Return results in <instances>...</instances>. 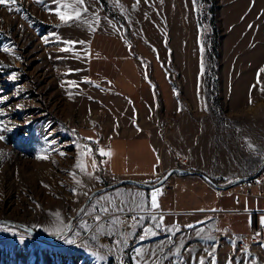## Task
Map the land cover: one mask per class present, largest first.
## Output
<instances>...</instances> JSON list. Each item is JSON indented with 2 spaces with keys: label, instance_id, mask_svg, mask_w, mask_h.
<instances>
[{
  "label": "rangeland",
  "instance_id": "374dc122",
  "mask_svg": "<svg viewBox=\"0 0 264 264\" xmlns=\"http://www.w3.org/2000/svg\"><path fill=\"white\" fill-rule=\"evenodd\" d=\"M107 1L121 21L98 0H84L88 11L67 22L48 10L57 7L52 0L0 5V219L58 235L92 191L113 184L107 172L94 176L77 167L84 168L85 155L95 152L96 144L84 138L88 130L106 137L115 131L103 126L107 118L98 110L107 108L103 65L111 90L126 94L136 107L143 98L142 111L133 110L136 118L154 115L158 104L147 130L163 140L198 135L206 143L219 142L223 157L231 144L243 173L264 163V0H182L181 16L178 0ZM117 38L123 45L111 40ZM92 43L97 59L90 74ZM182 126L190 133H182ZM90 206L67 236L52 242L0 224V264H173L164 247L155 253L141 246L162 212L147 211L141 225L133 215L146 212L105 215L95 209L90 216ZM126 214L132 220L124 225L120 217ZM112 219L116 230L97 239ZM115 242L120 250L112 258L101 247ZM127 242L133 255L125 250ZM177 264L196 263L190 257ZM203 264H230L228 247Z\"/></svg>",
  "mask_w": 264,
  "mask_h": 264
},
{
  "label": "crops",
  "instance_id": "0c3cea01",
  "mask_svg": "<svg viewBox=\"0 0 264 264\" xmlns=\"http://www.w3.org/2000/svg\"><path fill=\"white\" fill-rule=\"evenodd\" d=\"M111 40L122 45L124 42L122 40L120 42L118 38ZM95 47L97 45L92 43L88 63L90 74L92 64L97 59L93 58ZM108 61L110 62L109 57ZM104 68L103 65L100 72L105 83L101 97L104 104L107 103V108L98 110L107 118V121H102L103 126H111L115 131L112 132V136L107 137L101 131L95 130H88L84 134L87 142L99 145L100 149L111 153L110 156H103L99 152L90 151L92 153L85 155L84 169L87 173L97 176L107 172L111 179L117 182L123 179L150 182L171 169L182 167L203 172L223 185L238 178L251 176L257 171L245 173L238 171L237 149L235 147L232 154L231 144L225 147L223 157V148L219 142L206 143L198 135L191 137L188 134L186 137L184 134L181 137L174 136L167 141L163 140L156 130H147L150 126L148 119H156L158 104L155 103L152 109L154 115L149 113L144 117L140 114L136 118L133 110L142 111L143 98L142 105L136 107L126 94L120 95L116 93L117 90L116 92L111 90L109 86L111 75ZM115 74L112 76L114 79ZM95 76L96 74L94 78ZM152 94L155 95L154 92ZM127 110L130 111V117L125 113L122 115L123 111ZM119 127L131 129L121 131L116 129ZM187 130L181 127L182 133ZM178 155L186 157L184 163L177 160ZM170 181L176 185L173 195L164 194L161 189L122 187L95 198L88 214L90 216L94 214L95 209H99L105 215L162 212L164 215L158 220L159 224L150 230L147 240L141 243V246L149 247L155 253L164 247L167 254L172 257L173 264L189 263L190 257L196 264H203L206 256L221 253L224 246L228 247L230 264H264V240L251 242L256 227L264 224V197L260 199L246 195L235 197L226 192L221 193L202 178L183 174L173 176ZM99 182L102 184V180ZM153 194L158 207L152 206ZM117 225L118 222L112 219L99 231L96 238L100 239L106 232H114ZM192 226H195L193 230L187 229ZM102 246L107 256L117 257L119 243Z\"/></svg>",
  "mask_w": 264,
  "mask_h": 264
},
{
  "label": "water",
  "instance_id": "95a60500",
  "mask_svg": "<svg viewBox=\"0 0 264 264\" xmlns=\"http://www.w3.org/2000/svg\"><path fill=\"white\" fill-rule=\"evenodd\" d=\"M263 170H264V163L253 175L248 176V177L238 178L232 182H229V183L223 184V185L218 183L217 181L213 180L210 176H208L207 174H205L203 172L187 170V169H184L182 167H177V168L169 170L168 172H166V174L158 182H156L154 184H150L148 182H142V181H139L136 179H123V180H120L116 183L108 184V185L103 186L97 190L92 191L89 194V196L87 197V199L85 200V202L83 203V205L80 207V209L76 212V214L70 220V223H69L67 230L58 234V235L42 234V233H39V232H37V231L27 227V226H24L21 223L8 221V220H4V219H0V224H6V225L16 227L19 230L27 233L28 235H30V236H32V237H34L40 241L52 242L54 240H58L60 238L67 236L71 232V230L75 226V222H77L81 219L82 215L85 213V210L90 206V204L93 202V200L95 198H97L98 196H100L102 194L111 192L115 189L122 188V187H136V188L143 189V190H155V189H159L160 187L165 185L175 174H183L186 176H193V177L202 178V179L206 180L209 184H211L214 188L218 189L219 191L226 192L228 190L235 188L236 186H238L240 183L244 182L245 180H251V179L256 178L261 172H263Z\"/></svg>",
  "mask_w": 264,
  "mask_h": 264
},
{
  "label": "built area",
  "instance_id": "2783aa9c",
  "mask_svg": "<svg viewBox=\"0 0 264 264\" xmlns=\"http://www.w3.org/2000/svg\"><path fill=\"white\" fill-rule=\"evenodd\" d=\"M100 149L99 145H94L92 150H94L95 152H98L97 150ZM179 158V162L180 163H184L185 162V158L184 157H180L177 156V159ZM163 191L165 194L170 193L171 191H174L175 189V184L174 183H168L167 185H165L163 187ZM221 193H224L222 191H220ZM226 193H228L229 195L232 196H238V195H246L249 196L253 199H260L262 197H264V171L262 173L259 174L258 177L251 179V180H245L244 182L240 183L238 186H236L235 188L226 191ZM149 212L146 213H136V215H133V220L134 222L138 221L140 222L141 225H143L142 219L144 220L145 217L148 216ZM121 221L124 222V225H127L128 223H130L131 216L129 215H125L124 217H120ZM140 238L141 239H146L147 238V230H142V227H140ZM264 237V224H260L256 227V229L254 230L252 237H251V242L252 243H257L260 239H263ZM127 247L125 248L127 253H130L131 255L134 254V251L131 248L132 242H127Z\"/></svg>",
  "mask_w": 264,
  "mask_h": 264
},
{
  "label": "snow or ice",
  "instance_id": "6c2138e0",
  "mask_svg": "<svg viewBox=\"0 0 264 264\" xmlns=\"http://www.w3.org/2000/svg\"><path fill=\"white\" fill-rule=\"evenodd\" d=\"M37 2H42V0H37ZM52 2L57 4V7L54 9L50 8L48 10L50 12H52L53 14H55L58 17V19H60L61 21H64V22L74 20V19L79 20L82 12L88 11V7L84 3V0H71V3L63 2V0H52ZM15 3H16V0H0V5H8V4H15ZM62 8L68 9V11H62L61 10ZM9 11H11V8H9ZM17 11H19V8H17ZM65 43L75 44V43H83V42L82 41L81 42L67 41ZM62 50L67 51L68 49L65 48ZM3 51L8 52L10 50L8 48H4ZM17 58H19V57H17ZM261 71H264V69H261ZM15 78H16V75L13 74L11 76V79H15ZM2 99H4V98H0V100H2ZM0 139H3V136H0ZM249 147H253V146L249 145ZM89 151H91V150L89 149ZM97 151L103 156H110L111 155L110 152H105L103 149H98ZM60 154L63 155V153H60ZM38 158H47V157H38ZM93 166L95 167V164ZM77 167H80L82 171L86 170L79 164H77ZM89 175H91V173H89ZM77 183H79V181H77ZM152 206L158 207V204L156 203V200H155V194H153Z\"/></svg>",
  "mask_w": 264,
  "mask_h": 264
},
{
  "label": "trees",
  "instance_id": "16d2710c",
  "mask_svg": "<svg viewBox=\"0 0 264 264\" xmlns=\"http://www.w3.org/2000/svg\"><path fill=\"white\" fill-rule=\"evenodd\" d=\"M103 9L111 16V17H114L116 18L117 20L121 21V17L120 15H118V13H115L114 10L111 8V6L109 5L108 1L107 0H99ZM210 3L214 2V0H209ZM212 12V10H211ZM215 52H214V55H213V58H215ZM117 181L116 180H113L112 183H116ZM152 183V182H150ZM195 228V226H192V227H189L187 228L188 230H193Z\"/></svg>",
  "mask_w": 264,
  "mask_h": 264
},
{
  "label": "bare ground",
  "instance_id": "6f19581e",
  "mask_svg": "<svg viewBox=\"0 0 264 264\" xmlns=\"http://www.w3.org/2000/svg\"><path fill=\"white\" fill-rule=\"evenodd\" d=\"M177 2H178V8H179V11H180V16H181L182 13L184 12V8L181 6V5H182V4H181V3H182V0H178ZM180 2H181V3H180ZM169 8H170V7H169ZM167 12H169V11L167 10ZM180 19H181V18H180ZM181 21H182V19H181ZM179 24H180V23H179ZM174 28H175V27H174ZM185 31H187V33H189V31H192V30H191V28H188V27H187V29H185ZM178 35H179V34H178ZM180 35H181V34H180ZM182 37H184V36H183V32H182V35H181V38H180V39H182ZM183 41H184V39H183ZM178 43H179L181 46H185V45H186V44H183L182 41H180V40L178 41ZM185 49H186V48H185ZM263 171H264V170H263ZM261 173H262V172H261ZM258 176H259V175H258ZM258 176H257V177H258ZM96 190H97V189H96ZM115 190H116V189H115Z\"/></svg>",
  "mask_w": 264,
  "mask_h": 264
}]
</instances>
